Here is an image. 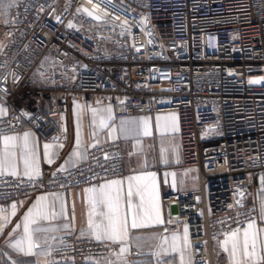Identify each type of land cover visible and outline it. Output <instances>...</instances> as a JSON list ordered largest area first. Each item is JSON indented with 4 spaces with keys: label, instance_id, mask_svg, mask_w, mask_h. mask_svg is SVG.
<instances>
[{
    "label": "built area",
    "instance_id": "2783aa9c",
    "mask_svg": "<svg viewBox=\"0 0 264 264\" xmlns=\"http://www.w3.org/2000/svg\"><path fill=\"white\" fill-rule=\"evenodd\" d=\"M74 101L109 104L116 120L176 114L178 171L198 170V189L175 200L191 264H214L212 243L257 221L256 206L238 192L246 177L264 176V0L17 2L0 26V138L32 132L65 144ZM124 175L115 138L70 170L0 175V207ZM109 250L65 235L48 257L76 263Z\"/></svg>",
    "mask_w": 264,
    "mask_h": 264
},
{
    "label": "crops",
    "instance_id": "0c3cea01",
    "mask_svg": "<svg viewBox=\"0 0 264 264\" xmlns=\"http://www.w3.org/2000/svg\"><path fill=\"white\" fill-rule=\"evenodd\" d=\"M21 1L23 0H15V4ZM2 3L3 0H0V4ZM12 8L4 9L0 7V26L7 22ZM104 110H110L112 119L108 122V127L101 129L98 126L100 117L108 114ZM157 117L160 118L159 121ZM122 121L127 122L128 127L135 128V133L128 135L122 133L120 131ZM145 123L149 133L147 135L144 134ZM64 128L69 136L68 142L65 144L42 139L32 132H25L30 133V144L36 152L38 175L73 169L85 161L86 152L89 149L115 138H120L125 175L119 179L96 183L91 188L99 190L102 185H111L112 181H118L119 183L113 185V187L121 191V216H123L127 207L130 178L154 174L156 196L153 215L155 213L159 214V222L151 219L143 226L132 228V217L129 214L127 217V234L122 239L113 242L106 237H102L97 240L93 231L89 228V214L93 213L92 219L95 221H99L100 217L95 215L92 208L90 203L91 193L86 191L88 188L38 195L16 202L14 215H9L13 211L12 208L4 209L3 213H0V215L9 217L7 221H0V224H2V228H0V264H53L49 260V252L59 244L60 238L65 235H72L77 238L92 237L99 242L106 243L110 250L108 256L104 259H88L76 263L61 262L58 264H180L179 254L165 252L163 242L165 238H171L173 234L182 236L184 233L185 226L178 224L175 220V200L177 194L181 192L198 189V170L191 167L181 172L178 171L180 150L176 114H142L116 120L109 104H87L74 101L69 104L68 112L64 117ZM78 130L80 144L76 150L79 152V157L72 155L76 148ZM25 133L10 135L18 138L17 146L14 149L16 175L10 174L8 169L0 170V175L29 178L24 173L21 158L22 148L20 145L22 141L20 138ZM45 144L50 146L51 163L44 159ZM3 147V141L0 139V149ZM62 165L63 170L58 171ZM135 183L136 181L132 180V184L135 185ZM238 193L245 203H253L257 208L258 216L257 221L253 223V230L258 234L259 246L264 247V215L261 214V204L264 203V176L246 177ZM39 197H46L47 203L51 205L50 211H55L57 215L55 218L42 220L31 226L33 229L54 230L33 231L34 245L38 246H34L32 253L28 254L26 245L24 251H19L13 248L11 244L23 235V217ZM132 203L134 210L143 215L142 210L138 208L140 201L139 197L135 195V188H133ZM0 209L3 208L0 207ZM99 210L101 209L96 211ZM102 210L106 211V209ZM166 221H170L172 224L169 231L164 230ZM17 225H20V227L17 228ZM247 226L241 230L231 232L236 233L240 239L241 255L243 254V233ZM231 233L218 238L212 243L214 264H231L229 256L230 242L227 245L229 252H226L222 247V244ZM188 244L189 246L184 253L186 259L190 258L189 236ZM121 248L125 251L121 252ZM245 264H249V262L245 261ZM261 264H264V261H261Z\"/></svg>",
    "mask_w": 264,
    "mask_h": 264
},
{
    "label": "snow or ice",
    "instance_id": "6c2138e0",
    "mask_svg": "<svg viewBox=\"0 0 264 264\" xmlns=\"http://www.w3.org/2000/svg\"><path fill=\"white\" fill-rule=\"evenodd\" d=\"M15 0H3V3L0 4V7L4 9H10L14 6ZM87 11V10H85ZM88 15L95 17V14L88 12ZM69 27H72L71 23ZM250 83H260V81H250ZM108 114L101 115L99 120V127L101 129L108 127V122L112 119L110 110H104ZM6 114V110L3 107H0V115ZM159 117L157 120L159 121ZM115 131V129H113ZM120 131L125 135L134 134L135 128H130L127 126V122H121ZM144 134L147 135L148 128L145 123ZM3 141L4 147L0 149V170L8 169L10 174L16 175L15 171V152L14 149L17 146V137L8 136L0 138ZM21 148V158L24 165V173L29 178L37 176L39 174L37 168V156L35 150L30 144V133H25L22 138ZM80 144L79 139V130L77 131V140L76 148L74 149L72 155L79 157L78 149ZM44 159L48 162H52V153L50 152V146L48 144L44 145ZM63 170V165L61 169ZM132 180H135V185L132 184ZM118 181H112L111 185H102L99 190L95 188L88 189L90 196V203L94 209L95 215L100 217L99 221L92 219L93 213L89 214V228L93 231V234L96 236L97 240H100L102 237L116 242L119 239H122L127 234V217L131 214L132 217V228H137L143 226L147 221L155 219L159 222V214L154 213L155 209V175L148 174L143 177H133L129 181L128 189V200L126 211L123 216H121V203L122 195L121 191L118 188H114L113 185L118 184ZM133 188H135V195L139 197L138 208L142 210L143 215L138 211L134 210L132 197H133ZM16 205H12L13 211L9 215L15 214ZM51 205L47 203L46 197H39L37 202L29 208L28 212L23 217V235L16 239L11 246L19 251L25 250V245L27 246V253L31 254L34 246V240L32 236L33 231H53L54 229H42L36 228L33 229L31 226L38 224L42 220H48L49 218H55L57 213L55 211H50ZM97 209H101L96 211ZM106 209V211L102 210ZM4 209H0V213H3ZM261 214L264 215V203L261 204ZM9 217L0 215V221H7ZM20 225H17L19 228ZM66 227V226H65ZM2 228V224H0ZM253 223H249L247 229L243 233V254L241 255V242L236 233H231L228 236V239L224 241L222 247L226 252H229L227 245L231 244V250L229 252L231 264H245V261H248L249 264H261V261H264V247L259 246L258 234L253 230ZM15 231V229H14ZM164 251L179 254L180 264H190V258H185V250L189 246L188 244V229L185 227L184 233L181 236L180 234H173L171 238H165L164 242ZM125 249L121 248V252H124Z\"/></svg>",
    "mask_w": 264,
    "mask_h": 264
}]
</instances>
